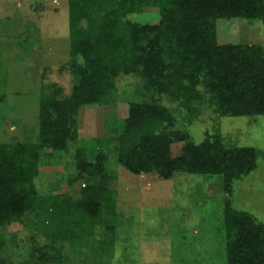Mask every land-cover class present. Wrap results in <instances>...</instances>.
<instances>
[{
    "label": "trees",
    "instance_id": "1",
    "mask_svg": "<svg viewBox=\"0 0 264 264\" xmlns=\"http://www.w3.org/2000/svg\"><path fill=\"white\" fill-rule=\"evenodd\" d=\"M149 1L68 0V61L58 70L71 76L70 92L65 95L60 85L43 75L37 141L0 144V226L22 223L33 215L40 228H47L55 247L33 245L26 258L13 261L1 252L4 242L0 240V264H61L63 241L82 237L76 227L85 220L94 227L104 201L113 200L105 181L109 152L115 155L117 165L132 174L155 171L163 179L172 178L178 171L221 176L225 262L264 264V223L252 213L234 208L231 202L233 180L256 168L255 148L228 152L218 141H185L180 154L174 157L171 144L185 136L180 131H163L165 112L147 100L127 101V116L111 139L110 151L98 148L101 139L96 137H88L93 143L88 148L82 143L84 138L78 129L81 109L115 99L117 77L142 67L157 74L160 90L185 99V103L194 97L186 96V86L192 89L198 73L203 71L218 109L234 116L264 115L263 45L218 44L215 39L216 19H257L264 25V0H162L158 23L141 24L128 19ZM82 19L85 26L78 24ZM163 47L170 63L161 67ZM160 67L162 71L158 72ZM45 149L60 154L72 150L79 175L95 179L80 187L78 199L73 200L66 192L65 200L62 194H39L35 179ZM77 177H66L60 183H71ZM60 208L73 227L63 226L54 233L49 218Z\"/></svg>",
    "mask_w": 264,
    "mask_h": 264
},
{
    "label": "rangeland",
    "instance_id": "2",
    "mask_svg": "<svg viewBox=\"0 0 264 264\" xmlns=\"http://www.w3.org/2000/svg\"><path fill=\"white\" fill-rule=\"evenodd\" d=\"M147 4L142 11L129 14L128 19L158 23L162 0ZM78 24L85 26L86 22L82 19ZM263 26L257 19H216L215 39L218 44L264 47ZM69 42L68 0H0V144L37 141L42 76L60 85L65 95L70 92L71 76L58 70L68 61ZM161 50L163 67L170 59L166 47ZM156 75L145 67L121 73L115 81V99L83 107L78 129L85 139L84 147L93 144L88 137H96L101 139L98 148L110 151L111 139L127 116V101L154 102L165 112L161 129L167 133L180 131L185 136L171 144L174 157L185 141L198 144L207 139L220 142L228 152L241 147L257 150L256 168L233 180L231 202L234 208L246 210L264 223V115L234 116L218 109L203 71L192 89L186 86V96H194L186 103L160 90ZM71 151L60 154L44 150L47 155L41 157L35 179L39 194H62L65 200L66 192L76 200L80 187L95 180L87 174L79 175ZM107 158L105 181L113 200L104 201L94 227L87 220L76 227L82 237L63 241L61 264H226L221 176L178 171L172 178L163 179L155 171L128 172L116 164L111 152ZM69 176L78 177L71 183H60ZM61 211L49 218L54 233L63 226L73 227ZM37 223L30 215L22 223L1 225V252L19 261L27 257L33 245L55 247L47 228Z\"/></svg>",
    "mask_w": 264,
    "mask_h": 264
}]
</instances>
